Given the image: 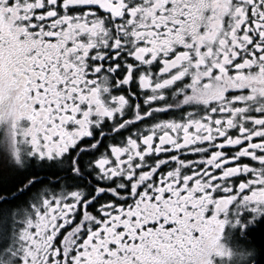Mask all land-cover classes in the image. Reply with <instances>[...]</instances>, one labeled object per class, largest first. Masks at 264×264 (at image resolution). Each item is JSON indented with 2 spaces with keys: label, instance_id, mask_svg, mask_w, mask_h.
<instances>
[{
  "label": "snow or ice",
  "instance_id": "snow-or-ice-1",
  "mask_svg": "<svg viewBox=\"0 0 264 264\" xmlns=\"http://www.w3.org/2000/svg\"><path fill=\"white\" fill-rule=\"evenodd\" d=\"M0 146V264H261L264 0H0Z\"/></svg>",
  "mask_w": 264,
  "mask_h": 264
},
{
  "label": "flooded vegetation",
  "instance_id": "flooded-vegetation-1",
  "mask_svg": "<svg viewBox=\"0 0 264 264\" xmlns=\"http://www.w3.org/2000/svg\"><path fill=\"white\" fill-rule=\"evenodd\" d=\"M253 79H254V77H253ZM247 82H250V81H246V83ZM137 91H139V89H137ZM113 94L114 95H120V94L126 95V89H124V90L114 89ZM137 102L143 104V93L140 94V97H139ZM188 110L190 111L191 109H188ZM131 115H132V113L130 111H128V112H126L125 118H131ZM181 115H182L181 111L177 110L174 115L171 113L167 116H164L163 114H159V118L160 119H179L181 117ZM147 126H148L147 124L139 125L140 128H144ZM133 130H135V129H133ZM124 135H128V133L125 132ZM117 139H119V138H117ZM112 142L113 141H112V138L110 136L109 138L105 139L104 144H109ZM101 151H103V148H101ZM229 151H232V150L230 149ZM190 158L195 159L196 157H190ZM0 168L5 169V170H7L9 168V161H8L7 156L3 153L2 146H0ZM36 171L39 172V178L44 180L46 184L48 182H55V180L58 178L57 176L54 175V173L58 171L57 169H48V168L41 169V168L37 167ZM62 177H63V173L60 174L59 178L62 179ZM37 187H39V185ZM35 191H36V189H33V192H35ZM31 195H32V193H28V194L22 196L20 199H21V201L27 200V199H29V197ZM260 226H264V225H257L256 229Z\"/></svg>",
  "mask_w": 264,
  "mask_h": 264
},
{
  "label": "trees",
  "instance_id": "trees-1",
  "mask_svg": "<svg viewBox=\"0 0 264 264\" xmlns=\"http://www.w3.org/2000/svg\"><path fill=\"white\" fill-rule=\"evenodd\" d=\"M248 239L253 242L258 250H264V226L258 227L249 235ZM261 264H264V260H261Z\"/></svg>",
  "mask_w": 264,
  "mask_h": 264
}]
</instances>
